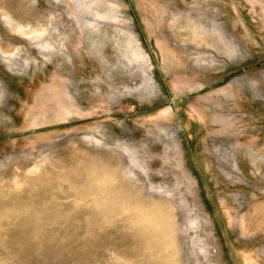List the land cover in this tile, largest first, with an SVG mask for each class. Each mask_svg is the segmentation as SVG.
Instances as JSON below:
<instances>
[{
    "label": "rangeland",
    "instance_id": "rangeland-1",
    "mask_svg": "<svg viewBox=\"0 0 264 264\" xmlns=\"http://www.w3.org/2000/svg\"><path fill=\"white\" fill-rule=\"evenodd\" d=\"M0 264H264V0H0Z\"/></svg>",
    "mask_w": 264,
    "mask_h": 264
}]
</instances>
